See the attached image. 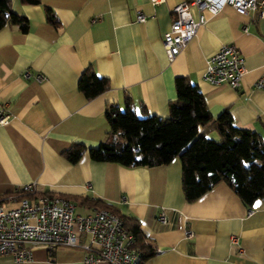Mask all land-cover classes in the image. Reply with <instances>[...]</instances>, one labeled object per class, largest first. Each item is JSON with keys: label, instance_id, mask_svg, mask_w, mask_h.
<instances>
[{"label": "crops", "instance_id": "1", "mask_svg": "<svg viewBox=\"0 0 264 264\" xmlns=\"http://www.w3.org/2000/svg\"><path fill=\"white\" fill-rule=\"evenodd\" d=\"M180 1L10 0L12 11L27 19V28L0 27V102L9 113L0 124V204L14 205L16 199L7 197L27 183L36 192L109 203L136 219L143 240L156 248L140 264H264V198L247 206L219 182L184 201L177 157L125 167L92 160L86 152L73 163L60 154L71 143L95 146L107 130L105 104L122 109L124 95L136 112L143 105L148 113L165 116L167 102L175 97V76L197 87L212 117L227 108L235 126L264 135V91L252 86L264 67V18L236 14L228 5L205 13L193 38L167 59L161 34ZM43 7L50 9L54 25L45 20ZM137 9L144 15L141 22L134 20ZM228 43L245 67L235 89L201 78L208 56ZM86 66L108 81L104 91L87 99L76 88ZM24 69L28 78L21 76ZM34 73L43 78L34 80ZM72 202L79 213L94 210ZM159 210L165 213L163 221L157 219ZM30 253L19 263L0 255V264H81L79 247L56 246L48 253L32 244Z\"/></svg>", "mask_w": 264, "mask_h": 264}, {"label": "trees", "instance_id": "2", "mask_svg": "<svg viewBox=\"0 0 264 264\" xmlns=\"http://www.w3.org/2000/svg\"><path fill=\"white\" fill-rule=\"evenodd\" d=\"M38 4L39 0H19ZM45 20L55 24L50 9L43 7ZM15 25L27 28L25 16L12 11L10 0H0V27ZM108 87L106 78L97 76L91 67H84L76 79V88L84 98H91ZM175 97L166 104V115L148 113L143 105L136 112L124 95V107L106 103L103 116L107 130L92 147L71 143L60 152L73 163L86 152L92 160L114 162L125 167L164 164L177 157L180 171V191L184 201H192L213 185L222 182L245 205L264 198V135L235 126L227 108L212 117L196 86L185 76L173 78ZM213 131L216 137L207 133ZM18 196L32 197L35 193L18 190ZM93 209H107L121 220V227L132 236L131 246L138 252L140 264L156 252L145 242L139 222L119 214L117 209L98 199L84 196H63Z\"/></svg>", "mask_w": 264, "mask_h": 264}, {"label": "built area", "instance_id": "3", "mask_svg": "<svg viewBox=\"0 0 264 264\" xmlns=\"http://www.w3.org/2000/svg\"><path fill=\"white\" fill-rule=\"evenodd\" d=\"M157 4L162 0H148ZM228 5L239 15L252 12L264 18V0H181L171 8L172 18L168 28L161 34V45L167 59H171L193 38L205 22V13L213 15ZM134 20L141 22L144 15L135 10ZM245 72L243 58L236 47L224 44L213 52L205 62L201 78L210 84H226L235 89ZM24 69L21 76L28 78ZM40 81L39 73L32 75ZM252 86L264 91V67L252 82ZM5 103L0 102V124H5L9 113ZM18 190L36 192L27 183ZM17 190V191H18ZM16 196L12 206L0 204V255H8L12 262L19 263L30 258V246L38 244L49 253L56 246L79 247L82 250L81 264H137L138 252L131 246L132 236L121 227L120 218L113 212L99 208L89 213H79L74 202L50 193H35L32 197ZM157 219L163 221L165 213L159 210ZM190 238L189 229L184 231ZM85 237L83 239L82 237ZM235 236L230 241L235 242Z\"/></svg>", "mask_w": 264, "mask_h": 264}, {"label": "rangeland", "instance_id": "4", "mask_svg": "<svg viewBox=\"0 0 264 264\" xmlns=\"http://www.w3.org/2000/svg\"><path fill=\"white\" fill-rule=\"evenodd\" d=\"M209 135H210V134H209ZM207 136H208V134H207ZM211 137H215V134L213 133Z\"/></svg>", "mask_w": 264, "mask_h": 264}]
</instances>
